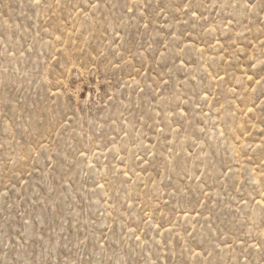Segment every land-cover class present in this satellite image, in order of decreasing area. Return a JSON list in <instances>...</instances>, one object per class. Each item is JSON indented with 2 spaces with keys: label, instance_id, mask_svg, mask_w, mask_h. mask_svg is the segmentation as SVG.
Here are the masks:
<instances>
[{
  "label": "rangeland",
  "instance_id": "obj_1",
  "mask_svg": "<svg viewBox=\"0 0 264 264\" xmlns=\"http://www.w3.org/2000/svg\"><path fill=\"white\" fill-rule=\"evenodd\" d=\"M0 264H264V0H0Z\"/></svg>",
  "mask_w": 264,
  "mask_h": 264
}]
</instances>
